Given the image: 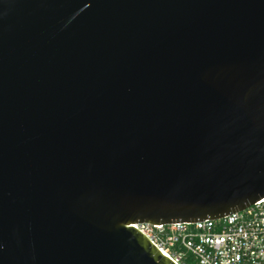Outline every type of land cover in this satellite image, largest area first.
Wrapping results in <instances>:
<instances>
[{
  "label": "water",
  "instance_id": "1",
  "mask_svg": "<svg viewBox=\"0 0 264 264\" xmlns=\"http://www.w3.org/2000/svg\"><path fill=\"white\" fill-rule=\"evenodd\" d=\"M264 197V0H0V264H175L134 224Z\"/></svg>",
  "mask_w": 264,
  "mask_h": 264
},
{
  "label": "built area",
  "instance_id": "2",
  "mask_svg": "<svg viewBox=\"0 0 264 264\" xmlns=\"http://www.w3.org/2000/svg\"><path fill=\"white\" fill-rule=\"evenodd\" d=\"M131 227L175 264H264V197L217 220Z\"/></svg>",
  "mask_w": 264,
  "mask_h": 264
}]
</instances>
